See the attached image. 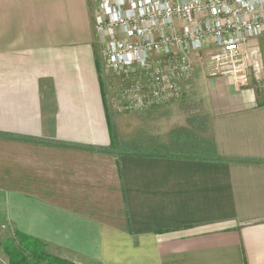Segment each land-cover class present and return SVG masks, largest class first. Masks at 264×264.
<instances>
[{"label": "crops", "instance_id": "0c3cea01", "mask_svg": "<svg viewBox=\"0 0 264 264\" xmlns=\"http://www.w3.org/2000/svg\"><path fill=\"white\" fill-rule=\"evenodd\" d=\"M94 12L0 0V243L75 264H264V35L242 88L192 56L218 158L119 156Z\"/></svg>", "mask_w": 264, "mask_h": 264}, {"label": "built area", "instance_id": "2783aa9c", "mask_svg": "<svg viewBox=\"0 0 264 264\" xmlns=\"http://www.w3.org/2000/svg\"><path fill=\"white\" fill-rule=\"evenodd\" d=\"M106 69L116 76L140 68L145 81L123 92L120 112L165 105L192 79V56L208 52L210 78L232 76L238 88L258 62L244 50L264 35V0H91ZM121 78V77H120Z\"/></svg>", "mask_w": 264, "mask_h": 264}, {"label": "rangeland", "instance_id": "374dc122", "mask_svg": "<svg viewBox=\"0 0 264 264\" xmlns=\"http://www.w3.org/2000/svg\"><path fill=\"white\" fill-rule=\"evenodd\" d=\"M97 46L101 50L102 59L106 64L103 49L100 44ZM105 70L106 85L109 87L107 92L111 98L112 108H110L117 112L116 120L120 122L119 127L114 126V131L118 136L119 150L121 147H127L132 150V153H143L148 148L157 151L159 146H163L168 149V154L171 155L180 150L178 140L181 135L180 130L185 132V150L193 148V145L186 144L190 142L189 138L196 136L206 140L211 138L210 122L205 115L198 91L197 76L182 81L180 95L171 99L167 104L128 114V112L119 111L124 106L123 92L135 82L138 84L145 81L143 71L136 68L133 73L130 72L120 78L107 69ZM7 242L4 239L0 243V264H12L10 256L4 249Z\"/></svg>", "mask_w": 264, "mask_h": 264}, {"label": "trees", "instance_id": "16d2710c", "mask_svg": "<svg viewBox=\"0 0 264 264\" xmlns=\"http://www.w3.org/2000/svg\"><path fill=\"white\" fill-rule=\"evenodd\" d=\"M181 135L178 140L180 142L179 152L168 154V149L163 146H159L157 151L154 149H146L143 153H132L129 148L118 147V136L112 128L111 130V145L110 152L117 153V155H133V156H148L158 158H185L199 161H212L218 158L216 145L213 137L208 140L199 137L189 138L190 142L186 144L193 145V148L185 150V132L180 130ZM188 140V141H189ZM6 254L11 258L12 264H74L68 260L62 259L47 249V246L42 242L36 240H29L22 238L18 240H9L4 246Z\"/></svg>", "mask_w": 264, "mask_h": 264}]
</instances>
